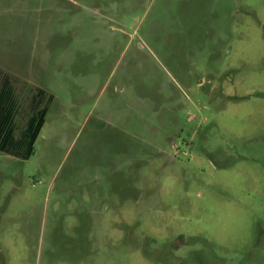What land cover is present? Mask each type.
<instances>
[{
	"label": "rangeland",
	"instance_id": "1",
	"mask_svg": "<svg viewBox=\"0 0 264 264\" xmlns=\"http://www.w3.org/2000/svg\"><path fill=\"white\" fill-rule=\"evenodd\" d=\"M3 83L0 264H264V0H0Z\"/></svg>",
	"mask_w": 264,
	"mask_h": 264
},
{
	"label": "trees",
	"instance_id": "2",
	"mask_svg": "<svg viewBox=\"0 0 264 264\" xmlns=\"http://www.w3.org/2000/svg\"><path fill=\"white\" fill-rule=\"evenodd\" d=\"M44 91L38 89L33 97L30 112L25 116L22 129L15 122L19 115L18 103L7 83L0 87V153L27 160L34 154V144L44 125L48 106H42ZM52 97H48V101ZM51 102V101H50Z\"/></svg>",
	"mask_w": 264,
	"mask_h": 264
}]
</instances>
